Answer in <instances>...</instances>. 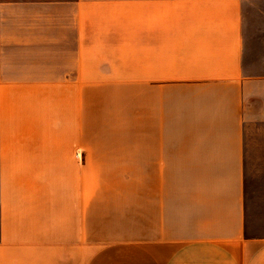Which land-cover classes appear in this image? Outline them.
I'll return each instance as SVG.
<instances>
[{
	"label": "crops",
	"instance_id": "obj_1",
	"mask_svg": "<svg viewBox=\"0 0 264 264\" xmlns=\"http://www.w3.org/2000/svg\"><path fill=\"white\" fill-rule=\"evenodd\" d=\"M0 264H264V0H0Z\"/></svg>",
	"mask_w": 264,
	"mask_h": 264
},
{
	"label": "rangeland",
	"instance_id": "obj_2",
	"mask_svg": "<svg viewBox=\"0 0 264 264\" xmlns=\"http://www.w3.org/2000/svg\"><path fill=\"white\" fill-rule=\"evenodd\" d=\"M249 12H253L254 8L253 7H249L247 9ZM250 21H254V18L252 17V14H250ZM255 31V29H253ZM252 30V33H250V36H248L247 39V46L250 50L249 53L254 54V56L258 55L257 52V37L258 34L255 33ZM253 56V58H254ZM98 75V73H96V76ZM126 83H133L132 81H123ZM108 87H96L95 88V95H96V99H95V113H96V122L99 123V119L104 116L105 118H109L111 115H104L106 110H109L107 103H100V97L101 96H105L108 95V89H106ZM133 87H127L126 88V92L127 95L129 96L132 92H133ZM126 112H127V123H126V130L128 132L129 135H127L125 138L127 139L128 143L125 145H110L108 147H95V160H96V171L101 172L103 170L102 167H105V165H110V163L108 161H110V157L112 154L114 155H118L116 152H112L113 149H121L123 150V152H126V155L128 157V159H133V151H134V147H133V133H134V117H133V107L130 106V104L128 103L126 106ZM116 146V147H114ZM120 147V148H118ZM122 147V148H121ZM122 154V152H120ZM129 162V161H128ZM126 162L127 165L124 164H111V165H119L121 168H126L128 170V174H131L130 170L132 169V167L130 166V163ZM105 164V165H104ZM130 172V173H129ZM101 175V174H100Z\"/></svg>",
	"mask_w": 264,
	"mask_h": 264
}]
</instances>
